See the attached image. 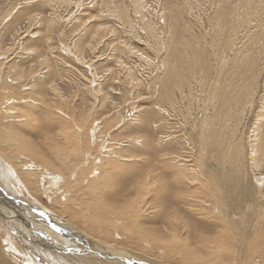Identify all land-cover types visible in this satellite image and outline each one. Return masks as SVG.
Listing matches in <instances>:
<instances>
[{"label":"rangeland","instance_id":"obj_1","mask_svg":"<svg viewBox=\"0 0 264 264\" xmlns=\"http://www.w3.org/2000/svg\"><path fill=\"white\" fill-rule=\"evenodd\" d=\"M250 1L248 13L245 0H143L142 10L135 0H0V132L13 136L16 131L39 155L4 141L0 151L39 199L33 202L48 210L51 201L31 181L34 172L20 167L43 160L55 174L71 173L66 177L76 183L89 181L79 195L69 198V207L76 202L94 213L91 198L104 191L111 194L104 200L113 207V218L121 216L115 225L126 238L125 246L146 253L163 250L175 258L182 253L180 262L186 264L199 258L216 264L231 259L233 264H264V0ZM150 25L154 35L149 34ZM170 35L173 39L168 40ZM168 45L175 46L169 50ZM170 52L171 61L175 53L183 57L173 61L176 75L185 78L180 88L172 87L171 80L168 84L167 75L161 78L167 71L163 59ZM218 62L236 88L247 89L244 83L251 76L255 84L248 89L253 91L248 101L233 108L236 118L229 119L227 128L220 126V139L206 141L201 127L207 96L199 81H214ZM164 80L166 88L160 83ZM33 85L43 91L37 88L35 93ZM31 99L35 102L26 101ZM208 108L207 123L214 111ZM257 142L262 162L254 167ZM67 163L76 164L78 171ZM148 179L153 181L150 188ZM154 192L164 197L156 198ZM139 194L141 202L135 198ZM214 206L222 215L211 213ZM49 212L105 245L69 216ZM2 222L0 216V227ZM139 227L155 238L139 236ZM240 245L241 254L230 258ZM33 250L22 248L30 264H67ZM169 261L177 264L173 258Z\"/></svg>","mask_w":264,"mask_h":264},{"label":"bare ground","instance_id":"obj_2","mask_svg":"<svg viewBox=\"0 0 264 264\" xmlns=\"http://www.w3.org/2000/svg\"><path fill=\"white\" fill-rule=\"evenodd\" d=\"M135 2L137 3L138 6H141L140 9L142 10L143 7V0H135ZM137 6V7H138ZM245 8H247L248 13H250L252 11L251 9V1L250 0H245L244 3ZM253 8V7H252ZM223 13V12H222ZM221 13V14H222ZM223 18L226 17V14L224 13ZM221 16V17H222ZM175 23V22H174ZM174 25V24H173ZM172 25V26H173ZM151 26V25H150ZM171 26V27H172ZM174 27V26H173ZM99 28V27H98ZM102 30V28H99V31ZM148 30V29H147ZM173 30V28H172ZM98 32V31H97ZM144 32V31H143ZM149 32V30H148ZM97 34V33H96ZM100 34V33H99ZM149 34L154 35V28L151 26L150 27V32ZM174 35V32H173ZM157 36V35H156ZM153 37V36H152ZM159 37V36H158ZM173 37V36H172ZM170 36L167 37L168 40L173 39ZM154 40V39H153ZM179 45H181V43H178ZM187 45H189V42H187ZM145 46V45H144ZM175 46V45H174ZM174 46L172 45H168L167 49L169 48H174ZM170 50V49H169ZM174 51V50H173ZM168 52V50H167ZM173 53V52H172ZM237 54V53H236ZM194 56L195 57H199L200 53L197 50H194ZM170 58V60H169ZM183 57L179 54L177 57V54L175 53L173 60L171 61V52H170V56L164 57L163 59V67H165L164 69L167 71H164L161 78H165V75H167L166 77H168V84H170V80L172 81L171 86H175V87H181V81L183 80V82L185 81L184 77H179L176 75V71H175V67L173 64L174 62H177L178 59H180ZM219 66V70H214L217 71L216 75H214V81H210L211 79L205 77L203 79V81H199V83H203L202 85V90L204 91L206 88V106L205 109H203V118H205V120L202 122V131H205V134L203 133V140L205 139L206 141H209L210 138H215L216 141H218L220 139L221 136V128L220 126L222 125V127H228L229 123V119L231 118H236L237 116V112L233 109L236 108V104L240 103H246L245 101L247 99L250 98V96L252 95L253 91L249 92L248 89L250 90L253 86L254 83V76L252 77H247L246 80L248 81V83H244V86L247 88H243V89H238L235 86H233V84L229 83L224 77V69L223 66L221 64V62H218ZM215 66V65H214ZM168 67V68H167ZM216 67V68H217ZM252 71V68H251ZM119 72V71H118ZM253 75V73H252ZM209 76V75H208ZM18 77V76H17ZM166 80V79H165ZM165 80L163 82H160L161 84L164 83V88H166V83ZM196 81V80H195ZM187 83V82H186ZM201 83V84H202ZM180 85V86H179ZM186 85V84H185ZM189 86H191V84H188ZM34 89H35V93L36 90L40 89V87L38 85H33ZM162 86V85H161ZM160 86V87H161ZM188 87V86H187ZM192 87V86H191ZM189 87V89L191 88ZM38 88V89H37ZM168 88V87H167ZM169 89V88H168ZM42 90V89H40ZM43 91V90H42ZM165 91V90H164ZM170 91V90H169ZM182 91V89L180 90ZM204 91V92H205ZM171 92V91H170ZM38 94L43 93V92H37ZM183 94V93H182ZM184 96V95H182ZM32 97V96H31ZM42 98V97H41ZM185 98V97H184ZM215 100H217L218 104L214 106L213 101L215 102ZM26 101H31V102H35L32 99L31 100H26ZM25 101V102H26ZM175 101V100H174ZM248 101V100H247ZM15 102L17 103V101L15 100ZM196 102V99H195ZM194 102V103H195ZM198 103V102H197ZM205 104V103H204ZM240 104V106H241ZM197 105V104H196ZM209 106L213 107V115L210 118V121L207 123L206 119L208 118V111H209ZM239 106V105H238ZM2 112V111H1ZM0 112V113H1ZM6 114V113H5ZM66 114V113H65ZM206 114V115H205ZM239 115V114H238ZM29 116L26 115V118H28ZM22 119V118H21ZM25 119V118H24ZM196 121V120H195ZM22 125V123H20ZM29 125V124H28ZM197 127V126H196ZM226 127V128H227ZM76 128V127H75ZM218 128L220 130H218ZM3 129L2 126H0V131ZM11 129V128H10ZM224 129V128H222ZM79 131V130H78ZM214 132V134H212ZM216 132V134H215ZM67 135V134H64ZM202 137L200 138V142L203 141ZM222 139V137H221ZM263 140V139H262ZM261 140V141H262ZM4 142H9V144L15 145L21 149H28V151H30L31 153H33L34 155L38 154V151H36L35 149H32L31 146H29L27 144L26 141L22 140L21 137L17 134L16 131H14L13 136H9L7 134H5V136H3L0 132V145ZM226 141H228L226 139ZM260 141V142H261ZM213 142V141H212ZM202 143V142H201ZM216 143V142H215ZM220 143V142H219ZM229 143V142H228ZM6 144V143H5ZM207 144V142L205 143ZM227 146V143H225ZM261 144V143H260ZM222 145V144H221ZM224 145V144H223ZM239 145L238 142L235 146ZM8 146V145H6ZM206 146V145H205ZM216 146V145H215ZM220 146V145H219ZM225 146V145H224ZM231 146V145H229ZM234 146V148H236ZM259 142L256 143L254 152H252L253 155V164L254 167L255 166H259L260 161L262 160H258L257 156H259V154L262 152L259 148ZM1 147V146H0ZM202 147V146H201ZM9 148V147H8ZM227 148V147H226ZM225 148V149H226ZM240 148V147H239ZM238 148V149H239ZM263 148V147H262ZM203 149V148H202ZM216 149V148H215ZM238 149H236L234 152V154H236V151H239ZM261 151H259V150ZM9 151V149H7ZM223 150V149H222ZM229 150V149H228ZM4 151V150H3ZM225 151V150H224ZM233 151V150H232ZM201 152L203 153V150H201ZM19 153V151H18ZM17 153V154H18ZM232 152H230L231 154ZM239 153V152H238ZM263 153V152H262ZM7 154V153H6ZM5 154V155H6ZM9 154V153H8ZM16 154V153H15ZM22 154V153H19ZM243 154V153H242ZM241 154V155H242ZM33 155V156H34ZM220 155V154H219ZM233 155V154H232ZM261 155V154H260ZM4 155L1 153L0 151V216L2 219V226L0 227V239H1V246H0V251L2 254V258L0 257V264H30V261H26L25 257L23 256V252H22V248H28V250H30L33 252L36 250L37 252H43L42 254L47 255V257H52L53 259H59V260H64V262L66 261L67 264H171L170 261L168 262L169 259L173 258L174 261L176 260L177 264H186L185 263H181L180 259L183 256L182 253L180 254V257L175 258L173 255L168 254L166 252H164L163 250L158 251V253H153V252H147V249L145 251L144 248H142L141 250L136 249L137 246H133L130 244V246L128 245H123L124 244V237H120L121 234L119 233L120 231V227L116 226V219H118V224L120 225V217L118 216V218H113V215L111 214V212H109V210H113L110 206V203H108L107 201L104 200V198L106 196H110L111 194L109 192L104 191L103 193H99L97 194V197H92L91 201L93 202V207H94V213L93 212H89L84 208H81L78 206V204L75 202L74 207L71 206L69 207V203L73 202L72 199H69L70 197H75L76 194L79 195L80 191H81V187L83 188L84 186L86 187V185H88L89 181H86L85 183H76L75 181H73L71 178L66 177L69 175H62V174H55L54 172V168L51 166L49 167L48 164L41 160L39 163L40 165L37 164H30L28 166V164H21L20 169L23 167L24 169H29L32 172H34L31 177L32 180H34L35 183H37L39 185V187L41 186V190L43 191L44 196H46V199L48 198L50 202V204L48 205L49 208L51 210H54L55 213L59 214L61 217L65 215H67V217L69 216L72 220V222L81 227L82 229L86 230L88 233H90L93 237L103 241V243H105V245H100L97 241H93L91 240L92 238L87 236L84 232L80 231L79 229H77L75 226L68 224L67 222H65V220L60 219L59 217L57 218V215H53L52 212H49V208L48 210L46 208H43V206H40L38 204H36V202H33V200H36L38 198L34 197L29 190H27V184L23 183L22 178L18 177V175H16V172H13L12 167H10L9 164H11V162L9 164H7L3 159ZM8 156V155H7ZM15 156V155H14ZM26 156V155H25ZM32 156V157H33ZM65 156V155H64ZM204 154H202V158H203ZM223 156V154H222ZM229 156V155H228ZM263 156V155H262ZM261 156V158H263ZM12 157V156H11ZM29 157V155H27V158ZM67 157V156H66ZM72 157V156H71ZM233 157V156H232ZM13 158V157H12ZM34 158V157H33ZM65 158V157H63ZM9 159V158H8ZM43 159V158H42ZM260 159V158H259ZM21 160V159H20ZM9 161V160H8ZM11 161V160H10ZM28 161V160H27ZM30 161V159H29ZM16 162V161H14ZM60 162V161H59ZM68 162V161H67ZM80 162V161H79ZM135 162V161H134ZM187 162V161H186ZM262 162V161H261ZM37 163V162H36ZM52 163V162H51ZM54 163V162H53ZM191 163V162H190ZM42 164V166H41ZM46 165L47 167H43V165ZM56 164V163H55ZM71 164V162L69 163ZM75 164V163H74ZM14 165V164H13ZM53 165V164H52ZM64 165V163H63ZM67 167L69 166L68 163L66 164ZM76 165V164H75ZM74 165V167H75ZM78 165V164H77ZM261 166V164H260ZM14 167V166H13ZM27 167V168H25ZM65 167V166H64ZM72 165L69 166V169L71 170H77L75 169ZM79 167V166H78ZM86 167V166H85ZM17 168V167H16ZM83 168V167H82ZM239 168V166H238ZM14 169V168H13ZM66 169V168H65ZM64 169V170H65ZM80 169V168H79ZM60 170V169H58ZM18 171V170H17ZM24 170H22L21 172H23ZM66 171V170H65ZM69 171V170H68ZM78 171V170H77ZM192 171V170H191ZM26 172V171H24ZM29 172V171H28ZM61 172V171H60ZM72 172V171H71ZM76 173V172H75ZM18 174V173H17ZM81 174V173H80ZM78 174V175H80ZM20 175V174H19ZM28 175V174H27ZM30 176V175H29ZM88 176V175H87ZM86 176V177H87ZM89 176L91 177L90 173ZM30 177V178H31ZM75 177V176H74ZM81 177V176H80ZM35 178V179H34ZM73 178V175H72ZM97 179V178H96ZM25 180V179H24ZM88 180V179H87ZM90 180V179H89ZM136 180V179H135ZM150 179L146 180L148 183V187L150 188L152 185V182L149 181ZM161 180V179H160ZM102 181V180H101ZM145 181V182H146ZM75 182V183H74ZM100 182V181H99ZM135 182V181H134ZM33 184V183H31ZM50 186H47V185ZM156 184V183H155ZM134 185V184H133ZM151 185V186H150ZM158 185V184H157ZM64 186H67V188L63 189ZM71 186V187H70ZM162 187V183L161 181H159V186H157L158 188ZM179 186V185H178ZM90 187V186H89ZM135 187V186H134ZM29 188V187H28ZM52 188V189H50ZM26 191H25V190ZM163 189V188H162ZM53 190V193L51 192ZM66 190V191H65ZM132 190V189H130ZM128 190V191H130ZM134 190V189H133ZM164 190V189H163ZM203 190V189H202ZM26 193H25V192ZM160 191V190H158ZM166 192L167 195V191L164 190ZM207 193L209 192L208 190H206ZM131 192V191H130ZM165 192L163 194H165ZM185 192V191H184ZM205 192V191H204ZM262 192V191H261ZM82 193V192H81ZM129 193V192H128ZM155 193V192H154ZM159 193V192H158ZM158 193H155V197L156 198H161V196L158 197ZM169 193V192H168ZM160 195V194H159ZM170 195V194H169ZM172 196V195H171ZM164 197V196H162ZM174 197V196H173ZM207 197V196H205ZM135 198L139 199L138 201L141 202V197L140 194L137 195ZM147 198V197H146ZM151 198H153L151 196ZM204 198V197H201ZM214 198V197H213ZM137 199L135 200V203L137 205V209L139 210V208H141V205H139ZM208 199V198H207ZM39 200V199H38ZM149 200V199H148ZM206 200V199H205ZM37 201V200H36ZM89 201V202H91ZM151 201V200H150ZM204 201V199H203ZM39 202V201H38ZM37 202V203H38ZM156 202V200L151 203L152 205H154ZM202 202V201H201ZM206 202V201H205ZM170 202L168 201V204ZM190 204H193L192 202ZM202 204H204V202H202ZM132 205V204H131ZM157 205V204H156ZM194 205V204H193ZM192 205V206H193ZM199 205V203H198ZM169 206V205H168ZM190 206V205H189ZM191 206V207H192ZM133 207V206H132ZM131 207V208H132ZM160 207L159 205L157 206V208ZM202 207V206H201ZM200 207V208H201ZM156 208V209H157ZM161 209L163 207H160ZM159 208V209H160ZM195 208V207H194ZM199 208V207H198ZM199 208V209H200ZM212 208H210L211 210ZM115 212H117L119 214V210L118 208L114 209ZM194 210V209H193ZM209 210V209H208ZM71 211V212H70ZM161 211V210H160ZM164 211V210H162ZM191 211V210H190ZM203 211V210H202ZM205 211V210H204ZM203 213H206L204 212ZM198 212H201V210H199ZM212 212H219L222 215V209L220 207H216L214 206L211 213ZM73 214L70 215V214ZM162 213V212H161ZM154 214V213H153ZM152 214V216H153ZM159 214V213H158ZM168 214V213H167ZM172 214V213H171ZM170 214V215H171ZM195 214V213H194ZM213 214V213H212ZM211 214V216H213ZM148 215V214H147ZM151 215V213H150ZM155 215V214H154ZM197 215V214H196ZM206 215V214H205ZM155 220L157 218V214L155 215ZM208 216V214H207ZM219 216V215H218ZM77 218V220H75L74 218ZM105 217H108L109 219H104ZM116 217V216H115ZM128 217V216H127ZM143 217V216H142ZM151 217V216H149ZM148 217V218H149ZM206 217V216H204ZM202 217V218H204ZM210 217V216H209ZM69 218V220H70ZM257 218V217H256ZM165 219V218H164ZM205 219V218H204ZM218 219V218H217ZM224 219V217H223ZM115 222H114V221ZM154 220V219H153ZM179 223L181 222L183 224V220L181 218H179ZM220 220V219H218ZM230 220V219H229ZM143 221V220H142ZM149 221V220H148ZM185 221V220H184ZM210 221V220H209ZM217 221V220H216ZM257 221V220H256ZM5 222V223H4ZM71 222V221H70ZM71 222V223H72ZM125 222V221H124ZM141 222V221H140ZM138 222V223H140ZM178 222V221H177ZM176 222V224H177ZM186 222V221H185ZM206 222V221H205ZM178 223V224H179ZM145 223H143L144 225ZM174 224V222L172 223V225ZM190 224V223H189ZM188 224V225H189ZM215 224V223H214ZM222 225V222L220 223ZM115 225V226H114ZM142 225V224H141ZM170 225V220H169V224ZM209 225V224H208ZM13 226V227H12ZM147 225H145L144 227H146ZM166 226V225H165ZM177 226V225H176ZM175 227V229H177ZM189 226H193L192 224ZM218 226V225H216ZM224 226V225H223ZM226 226V225H225ZM12 227V228H11ZM156 227V226H155ZM155 227H153L155 229ZM169 227V226H168ZM181 227V226H180ZM148 228V227H146ZM145 228V229H146ZM152 228V227H151ZM150 228V230H151ZM200 228V227H199ZM227 228V227H226ZM225 228V229H226ZM64 229V230H63ZM144 228H140L139 227V236H156L153 235V233L149 230H145ZM166 229V228H165ZM168 229V228H167ZM166 229V231H167ZM170 229V227H169ZM168 229V230H169ZM190 229V228H189ZM202 229V228H201ZM66 230V231H65ZM104 230H111V234L110 233H104ZM162 230V229H161ZM192 230V229H191ZM15 232L17 234V236H19V238H24V240L26 242H22L20 240H18V238L16 239L15 236L12 235V232ZM172 231V229H171ZM184 231V230H183ZM202 231V230H201ZM11 232V234H10ZM13 232V233H14ZM129 232V231H128ZM158 234V231H156ZM161 232V231H160ZM163 232V231H162ZM170 232V231H169ZM176 232V231H175ZM186 232V231H185ZM189 232V231H188ZM125 233V231H124ZM164 233V232H163ZM168 233V232H167ZM177 233V232H176ZM175 233V235H176ZM179 233V232H178ZM177 233V234H178ZM191 233V232H190ZM132 234V233H131ZM131 234H129V238L132 239ZM187 234V232H186ZM15 235V234H14ZM128 235V234H127ZM161 235V234H160ZM164 235V234H162ZM172 235V234H171ZM123 236V235H122ZM166 236V235H165ZM191 236V234H190ZM128 237V236H127ZM178 237V236H177ZM192 237V236H191ZM155 238V237H152ZM188 239V237H187ZM16 240V241H15ZM20 241L22 243V246H18L20 244H17L18 241ZM165 240V239H164ZM175 240V239H174ZM190 240V237H189ZM206 240V239H205ZM162 241V240H161ZM132 242V240H131ZM222 242V241H221ZM106 243H109L106 245ZM129 243V242H128ZM147 243V242H145ZM144 243V245H145ZM165 243V242H164ZM188 244V243H187ZM224 245V244H223ZM114 246V247H113ZM147 246V244H146ZM169 248L171 245H168ZM178 246V245H177ZM117 247V248H116ZM132 247H135L132 249ZM165 247V246H164ZM163 247V248H164ZM122 249L124 251H120L119 249ZM181 249V248H180ZM184 249V248H183ZM241 245L238 247L237 251L235 250V252L232 253V255L230 256V258H234L237 257V255H239V253L241 254ZM171 250V249H170ZM240 251V252H239ZM28 252V251H27ZM30 252V253H31ZM191 252V250H190ZM202 255V254H201ZM252 255H249L252 258ZM248 256V257H249ZM249 257V258H250ZM168 260H167V259ZM228 258V257H227ZM166 259V260H164ZM213 259V258H212ZM190 260V259H189ZM234 261V259H231ZM237 260V259H236ZM253 260V259H252ZM165 261V262H164ZM172 261V260H171ZM211 261V260H210ZM232 261V262H233ZM238 261V260H237ZM246 261V260H245ZM65 262V263H66ZM230 262L229 264H233L235 263V261L232 263ZM244 262V261H243ZM252 262H255L254 260ZM238 263V262H237ZM247 263H249L247 261ZM191 264H216L214 262H209L208 259L204 260L202 258H199L198 260H195L194 262H192ZM239 264V263H238ZM246 264V263H245ZM251 264V263H249ZM255 264V263H254Z\"/></svg>","mask_w":264,"mask_h":264}]
</instances>
